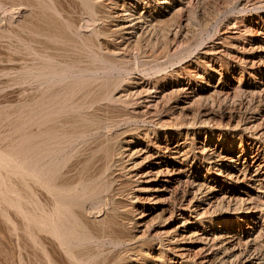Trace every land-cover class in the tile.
<instances>
[{
	"label": "bare ground",
	"instance_id": "1",
	"mask_svg": "<svg viewBox=\"0 0 264 264\" xmlns=\"http://www.w3.org/2000/svg\"><path fill=\"white\" fill-rule=\"evenodd\" d=\"M0 264H264V0H0Z\"/></svg>",
	"mask_w": 264,
	"mask_h": 264
},
{
	"label": "rangeland",
	"instance_id": "2",
	"mask_svg": "<svg viewBox=\"0 0 264 264\" xmlns=\"http://www.w3.org/2000/svg\"><path fill=\"white\" fill-rule=\"evenodd\" d=\"M216 81H217V79H216ZM215 125H217V126H218V125H219V123H218V122H216V123H214V126H215ZM221 126H223V125H221Z\"/></svg>",
	"mask_w": 264,
	"mask_h": 264
}]
</instances>
